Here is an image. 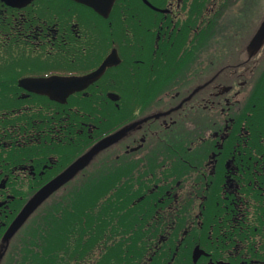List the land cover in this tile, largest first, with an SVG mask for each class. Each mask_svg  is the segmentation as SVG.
<instances>
[{"label":"flooded vegetation","instance_id":"obj_1","mask_svg":"<svg viewBox=\"0 0 264 264\" xmlns=\"http://www.w3.org/2000/svg\"><path fill=\"white\" fill-rule=\"evenodd\" d=\"M251 1L250 10L257 12L258 7L260 15L250 42L237 47L239 53L232 46L229 59L213 71L226 49L224 45V52L215 57L209 29H216L213 37H233L229 28H218L235 25L225 16L240 0H115L108 16L77 0H33L21 7L0 0V20L10 26L8 31L0 29V42L27 44L26 53L19 54L27 65L35 59L53 68L18 79L25 96L36 97L43 106L51 103L42 123L25 125V132H20L15 105L6 110L0 104V264L8 263L13 242L29 220L7 237L33 191L82 155H76L78 138L86 128L80 118L65 115V105L75 94L93 90L105 77L117 88H102L115 102L111 105H119L122 99L121 107L139 108L129 114L134 120L101 136L135 124L106 153L122 158L120 167L132 171L133 177L158 181L153 188L161 187L160 200L168 202L165 213L173 212L174 217L175 204L184 195L198 205L209 200L228 207L230 202L250 201L247 192L259 184L258 176L264 177V39L256 44L253 38L264 22V0ZM48 2L58 4L52 7ZM98 16L111 19L100 21ZM113 49L120 62L106 67L97 80L65 101L19 83L25 77L87 76L99 69ZM161 93L164 100L157 102ZM68 138L73 149L65 154L62 148L70 145L65 143ZM29 141L60 149L26 147ZM79 172L62 187L76 183ZM205 252L208 256L209 251Z\"/></svg>","mask_w":264,"mask_h":264},{"label":"trees","instance_id":"obj_2","mask_svg":"<svg viewBox=\"0 0 264 264\" xmlns=\"http://www.w3.org/2000/svg\"><path fill=\"white\" fill-rule=\"evenodd\" d=\"M73 3L93 12L81 3ZM55 4L58 3L48 2L52 7ZM80 18L84 19V15ZM96 19L107 22L111 17ZM8 25L0 20V29L8 31ZM209 30L212 39L216 29ZM27 48V44L0 42L1 109L15 105L17 121L23 128L19 131L23 133L25 125L42 123L40 119L52 106L25 96L18 84L21 76L53 69L39 65L35 59L27 65L19 55H24ZM106 86L117 89L105 77L93 90L75 94L65 105V115L80 118L86 128L79 133L76 155L89 150L101 136L135 119L129 114L138 108L121 107L122 99L119 105H111L115 102L102 89ZM163 95L157 94V102L164 100ZM69 141L70 145L62 148L65 154L73 149L69 138L65 143ZM26 147L60 149L30 141ZM111 156L106 149L99 152L75 177L76 183L61 186L33 211L18 232L5 264H264V177L258 176L259 184L247 192L248 203L230 202L223 207L208 200L198 205L184 195L175 204L172 217L173 212L165 213L168 202L160 200L161 187L153 188V182L158 181L149 178L143 182V178L133 177L132 171L125 172L120 167L122 158ZM199 211L202 213L196 216ZM196 246L209 251L198 262L192 255Z\"/></svg>","mask_w":264,"mask_h":264},{"label":"water","instance_id":"obj_3","mask_svg":"<svg viewBox=\"0 0 264 264\" xmlns=\"http://www.w3.org/2000/svg\"><path fill=\"white\" fill-rule=\"evenodd\" d=\"M7 4L13 6H25L31 3L33 0H4ZM81 3L94 7L96 11H98L101 15L108 16L111 12L112 6L115 0H77ZM97 5H100L99 7ZM254 42L256 44H260L264 39V22L260 27L258 33L255 35ZM118 52L116 49H113L107 59L100 65L97 71L89 73L87 76H73V77H62L58 75L50 76V77H25L20 79V85L27 88L31 91H37L39 93L48 94L51 99L65 101L68 95L74 93L75 91H79L93 83L97 80L100 75H102L106 67L114 65L120 62V58L117 55ZM119 58V59H118ZM49 83H59L63 84V87L59 88H51L47 85ZM110 96L113 99H117L118 95L111 93ZM149 118V117H148ZM151 118V117H150ZM147 120V118L145 119ZM132 126L128 128L120 129L110 136H105L97 143H95L90 149L84 153L82 156L77 158L71 166L69 165L63 172H61L54 179H51L45 186H43L40 190H38L35 195L27 201L28 203L22 209V212L17 216L10 229L7 232V237H10L14 234L21 226L26 222V220L31 216L33 211H35L48 197H50L55 191H57L61 186L67 183L71 178H73L79 171L84 169L89 163L92 161L93 157L100 152V150H104L114 143L118 142L122 135L132 129ZM205 250L200 246H196L194 249L193 259L195 262H198L199 258L205 254Z\"/></svg>","mask_w":264,"mask_h":264},{"label":"rangeland","instance_id":"obj_4","mask_svg":"<svg viewBox=\"0 0 264 264\" xmlns=\"http://www.w3.org/2000/svg\"><path fill=\"white\" fill-rule=\"evenodd\" d=\"M252 4L251 0H240L239 4H236L235 7L232 8V11L225 16V21L232 20V22H236L235 25L231 26L230 23L225 24V26H220L218 29H230V32L233 33V37L228 35H224L222 37L221 35L219 36H214V39H211L212 44L210 45V48L215 45V49H211V52H214L215 57H217L220 53H222V49L225 45V52L220 54V59H218L217 64H215L212 68L213 71L219 70V65L224 63L226 59H229L230 53H232V46L235 47L237 51L238 49H241L245 47L250 42V36L251 33L254 32V22L256 21L257 17L260 15L259 8L257 7L256 11L253 12L250 10L249 6ZM260 4V1L256 2V6ZM217 39L219 41H217ZM236 53V52H235ZM239 53V51H237ZM235 59V58H234ZM214 72H210L209 75H212ZM139 109V108H138ZM150 110H153V107H151ZM199 116L196 115L195 119L199 120Z\"/></svg>","mask_w":264,"mask_h":264},{"label":"snow or ice","instance_id":"obj_5","mask_svg":"<svg viewBox=\"0 0 264 264\" xmlns=\"http://www.w3.org/2000/svg\"><path fill=\"white\" fill-rule=\"evenodd\" d=\"M97 6L99 7L100 5ZM47 86L51 88H59V87H63L64 85L59 83H49Z\"/></svg>","mask_w":264,"mask_h":264}]
</instances>
